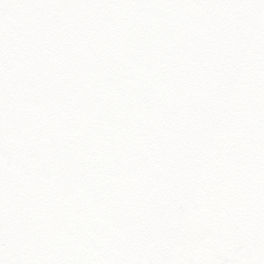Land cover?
I'll return each mask as SVG.
<instances>
[{"label": "snow or ice", "instance_id": "1", "mask_svg": "<svg viewBox=\"0 0 264 264\" xmlns=\"http://www.w3.org/2000/svg\"><path fill=\"white\" fill-rule=\"evenodd\" d=\"M0 264H264V0H0Z\"/></svg>", "mask_w": 264, "mask_h": 264}]
</instances>
